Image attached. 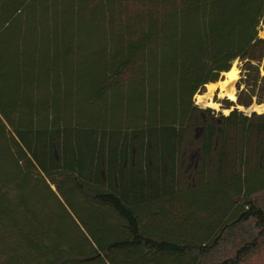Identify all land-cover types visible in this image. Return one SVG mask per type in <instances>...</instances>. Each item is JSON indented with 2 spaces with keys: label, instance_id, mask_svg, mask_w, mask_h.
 Masks as SVG:
<instances>
[{
  "label": "trees",
  "instance_id": "obj_1",
  "mask_svg": "<svg viewBox=\"0 0 264 264\" xmlns=\"http://www.w3.org/2000/svg\"><path fill=\"white\" fill-rule=\"evenodd\" d=\"M94 2L96 70L86 0L0 8V264L245 263L264 248V113L192 98L238 61L236 106L264 105V0Z\"/></svg>",
  "mask_w": 264,
  "mask_h": 264
},
{
  "label": "rangeland",
  "instance_id": "obj_2",
  "mask_svg": "<svg viewBox=\"0 0 264 264\" xmlns=\"http://www.w3.org/2000/svg\"><path fill=\"white\" fill-rule=\"evenodd\" d=\"M17 1L18 0H0V8H1L2 16L8 14V12L13 8V6L15 5V3ZM86 5H87L86 6L87 19H86L84 32L80 36V42H81L82 46H84V48L87 50V54L89 55L90 62L92 63L94 70H96L97 68L100 67V64H101V48H102V42H101L100 30H99V18H98V12H97V9L95 7L94 0H86ZM6 32L7 33L5 35L4 40L6 42L11 41V39H10L11 33H9L8 31H6ZM9 60H10V53L6 49V50H4L3 58H2V66H3L2 71L4 72L3 78H2V84L4 86L6 85V83H9V80H10L9 75H8ZM232 67L235 69V72L237 71L236 72V75H237L236 80H238V75H239V63H238V61H235L232 64L231 68ZM77 69H78V72H77V105L78 106H77V108H78L79 113L86 115V113H88V110H87L86 105H85V82L83 79V73H84L83 70L84 69H83V63L80 60H78ZM222 75L223 74H221V76L219 77V80L224 79V75L223 76ZM204 92H206V85H205L202 93H204ZM219 92H220V90L215 88V90L213 91V94L210 98V100H212V102H215L218 104L217 109H212V108H209V109L214 110V112L217 114H222V115L226 114L227 115L232 109L237 107L235 104L236 96H235V99L232 101L226 97H219ZM196 95L197 94H195L192 98L193 104L196 105L197 107L201 108V109H206V107H200L199 105H197L195 103L196 102V100H195ZM235 95H236V92H235ZM135 96L137 97L138 94H135ZM229 102H232L234 104V106H230V108H226V105ZM224 110H227V112H225ZM244 112H242V113H244ZM245 115H248V114L246 113ZM92 136L99 137V135L97 133H92ZM133 146L135 148V150H134L135 153L132 154L133 156H132V161H131L130 165H133L134 170L138 171V169H140V164L143 161V155L139 149L138 138L134 139ZM105 151L106 150H102V157H100L101 160L98 163V167H100L99 176L101 178H104L105 172L107 173L106 158L103 157L106 153ZM190 160H192V158L190 156L185 158L187 165H188V163H191ZM190 165H192V164H190ZM123 167H124V169H126L127 162L125 163V165L123 164ZM189 168H190V166H189ZM190 169L194 170L193 168H190ZM111 178H112V183H113L114 187H117V185H116L117 183H116V179H115L116 174L113 173ZM243 264H264V248L257 255L250 258L249 260H247Z\"/></svg>",
  "mask_w": 264,
  "mask_h": 264
},
{
  "label": "bare ground",
  "instance_id": "obj_3",
  "mask_svg": "<svg viewBox=\"0 0 264 264\" xmlns=\"http://www.w3.org/2000/svg\"><path fill=\"white\" fill-rule=\"evenodd\" d=\"M259 36L264 37V25L262 29L259 31ZM236 72H235V69L232 67L229 71L223 73L224 79L219 80L216 83L207 84L206 92H204L203 94H197L195 98L196 100L195 103L199 105L200 107L217 109L218 104L210 100L215 88L220 90L219 97H226L229 100L233 101L235 99V92H236V87H235L236 82H237ZM238 107L240 110H244L248 115L253 112L258 113V114L264 113V105L252 104L247 109H243V107L241 106H238ZM224 111L227 112V110H224Z\"/></svg>",
  "mask_w": 264,
  "mask_h": 264
},
{
  "label": "water",
  "instance_id": "obj_4",
  "mask_svg": "<svg viewBox=\"0 0 264 264\" xmlns=\"http://www.w3.org/2000/svg\"><path fill=\"white\" fill-rule=\"evenodd\" d=\"M262 27H263V25H262L260 28L262 29ZM261 29H260V30H261ZM260 30H259V31H260ZM252 104L257 105L256 103H252ZM252 104H251V105H252ZM236 108L239 110V107H238V106H237ZM247 108H248V107H247ZM247 108H244V107H243V109H247ZM239 111H242V110H239ZM242 112H244V110H243ZM244 114H246V113L244 112ZM250 114H251V113H250ZM250 114H249V115H250Z\"/></svg>",
  "mask_w": 264,
  "mask_h": 264
}]
</instances>
